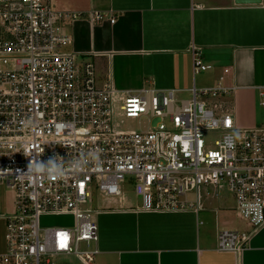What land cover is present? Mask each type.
Segmentation results:
<instances>
[{
  "label": "built area",
  "instance_id": "2783aa9c",
  "mask_svg": "<svg viewBox=\"0 0 264 264\" xmlns=\"http://www.w3.org/2000/svg\"><path fill=\"white\" fill-rule=\"evenodd\" d=\"M82 17L56 12L51 0H0V185L15 193L0 264H62L69 258L95 264L96 213L84 205L95 190L122 198L126 182L149 212L199 211L202 189L225 186L253 232L221 231L217 249L242 253L264 226V128H241L226 107L205 101L232 97L235 89L225 77L231 70L214 87L198 88L194 81L190 99L153 87L127 93L120 110L128 119L145 120L147 129L118 131L116 91L111 84L99 87L92 61L66 50L73 39L60 24ZM90 18L103 22L107 16ZM212 69L193 49L194 77ZM38 154L43 161L58 155L69 164L88 163L59 178L24 174ZM249 205L259 210L249 212ZM42 216H70L74 224L42 228Z\"/></svg>",
  "mask_w": 264,
  "mask_h": 264
},
{
  "label": "crops",
  "instance_id": "0c3cea01",
  "mask_svg": "<svg viewBox=\"0 0 264 264\" xmlns=\"http://www.w3.org/2000/svg\"><path fill=\"white\" fill-rule=\"evenodd\" d=\"M51 5L56 12L83 15L60 24L73 39L66 50L95 64L99 87L111 84L116 91L115 110L127 93L147 87L188 93L197 82V49L204 63L213 67L202 81L214 87L230 69L225 77L235 89V121L241 128L258 127L257 103L264 99V2L51 0ZM96 13L107 19L92 21ZM222 189H202L199 211L149 212L143 210L141 198H108L110 206L95 211V264H264V226L242 253L218 251L219 232H253L233 197L220 199ZM190 199L196 201L197 195ZM14 201L8 207L12 213ZM7 214L0 206V254L6 252Z\"/></svg>",
  "mask_w": 264,
  "mask_h": 264
},
{
  "label": "rangeland",
  "instance_id": "374dc122",
  "mask_svg": "<svg viewBox=\"0 0 264 264\" xmlns=\"http://www.w3.org/2000/svg\"><path fill=\"white\" fill-rule=\"evenodd\" d=\"M209 72L203 73L201 75L197 76V87L198 88H204V87H210L212 83L203 82L202 78L208 75ZM191 95L188 93H184L180 95V99H190ZM264 100V99H263ZM263 100H258L257 103V117H258V127L264 128V106H262ZM206 102H208L213 107L217 104L222 106L224 109V113L230 114L231 116H234L233 114V98L232 97H225L220 100H209L205 99ZM215 108V107H214ZM114 124L116 126V129L118 131H138V130H146L147 129V122L143 119H128L125 114L120 110V107L117 106L114 114ZM123 186V193L124 196H128L131 199L137 200V195L135 193L134 185L131 182H126ZM222 195V196H221ZM194 197V194H190L189 198ZM224 197H233L235 201V197L233 194H231L228 189L223 186L222 193H220V199ZM15 198V193L8 189L5 185H0V206L5 208L7 211V215L9 216L12 214V210L9 211V206L12 205ZM139 198V197H138ZM108 197H106L104 194L100 193V191L95 190L93 192L92 198L88 203L84 205V209L91 210V211H97L103 208H108ZM217 205V203H215ZM247 224L246 220L243 219ZM74 224L73 218L70 216H42L40 218V225L42 228H55V227H65L69 228L72 227ZM62 264H82L75 258H69L68 260H63Z\"/></svg>",
  "mask_w": 264,
  "mask_h": 264
},
{
  "label": "clouds",
  "instance_id": "9594fccd",
  "mask_svg": "<svg viewBox=\"0 0 264 264\" xmlns=\"http://www.w3.org/2000/svg\"><path fill=\"white\" fill-rule=\"evenodd\" d=\"M233 139L238 138L240 133L239 131H234L232 134ZM228 146H231V142L228 143ZM28 156H32V154H27ZM40 154L36 155L29 160L27 165V171L24 174L34 177V178H42V177H62L66 174V171L70 168L72 171H78L82 169L88 163V160L85 159H74L72 163L69 164L62 157L58 155H54L50 157L47 161H43L39 159ZM259 210L258 205H249L247 211Z\"/></svg>",
  "mask_w": 264,
  "mask_h": 264
},
{
  "label": "water",
  "instance_id": "95a60500",
  "mask_svg": "<svg viewBox=\"0 0 264 264\" xmlns=\"http://www.w3.org/2000/svg\"><path fill=\"white\" fill-rule=\"evenodd\" d=\"M264 0H236L239 5H261Z\"/></svg>",
  "mask_w": 264,
  "mask_h": 264
}]
</instances>
